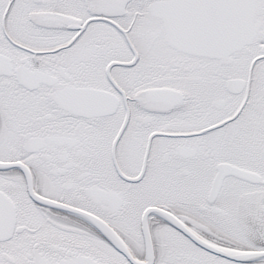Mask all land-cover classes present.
Masks as SVG:
<instances>
[{"label":"snow or ice","instance_id":"1","mask_svg":"<svg viewBox=\"0 0 264 264\" xmlns=\"http://www.w3.org/2000/svg\"><path fill=\"white\" fill-rule=\"evenodd\" d=\"M0 264H264V0H0Z\"/></svg>","mask_w":264,"mask_h":264}]
</instances>
